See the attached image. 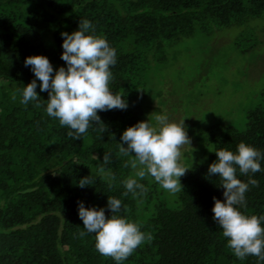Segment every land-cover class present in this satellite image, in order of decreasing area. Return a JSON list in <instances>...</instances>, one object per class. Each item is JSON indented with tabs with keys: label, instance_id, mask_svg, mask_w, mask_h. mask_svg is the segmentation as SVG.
Wrapping results in <instances>:
<instances>
[{
	"label": "trees",
	"instance_id": "1",
	"mask_svg": "<svg viewBox=\"0 0 264 264\" xmlns=\"http://www.w3.org/2000/svg\"><path fill=\"white\" fill-rule=\"evenodd\" d=\"M263 18L264 0H0V264H116L97 252L94 233L79 236L83 222L77 202L105 208L110 216L108 196L122 201L119 215L153 236L123 264H264L255 256L240 260L227 247L212 219L213 197L223 200V189L218 177L207 175L218 150L236 152L244 142L264 152L263 105L246 113L243 130L225 126L224 136L216 139L220 127L208 128L214 150L181 177L183 190L174 201L150 176L140 181L146 194L123 195V181L134 170L124 166L132 157L120 155L118 148L123 131L148 118L151 74L167 62L169 49ZM83 19L95 28L90 34L105 37L115 48L110 88L129 106L98 112L107 131L101 134L94 125L75 140L44 107L25 106L20 99L35 79L25 58L44 55L54 71L66 67L61 33L78 30ZM252 36L238 34L235 47L241 53L252 50L257 45ZM39 83L36 90L46 106L48 93L40 92ZM104 153L111 154L107 165ZM260 163L264 169V160ZM102 167L116 177L111 187ZM88 175L93 185L80 188L79 180ZM238 178L247 182L249 176ZM251 178L259 187L250 186L240 211L264 215V171Z\"/></svg>",
	"mask_w": 264,
	"mask_h": 264
},
{
	"label": "clouds",
	"instance_id": "2",
	"mask_svg": "<svg viewBox=\"0 0 264 264\" xmlns=\"http://www.w3.org/2000/svg\"><path fill=\"white\" fill-rule=\"evenodd\" d=\"M95 32L92 23L80 20L78 30L71 34L61 33L63 37L61 59L66 67L54 71L48 57L31 55L25 58L24 66L31 67L35 79L28 83L21 92L20 103L27 106L34 103L37 108L44 107L46 114L59 121L61 127H67L69 138L79 140L94 125L103 134L107 126L98 112L113 109L126 110L128 102L124 96L114 93L110 85L114 80L111 68L116 64V50L103 36L90 34ZM47 92L46 106L41 103L37 92ZM16 99L15 94L12 97ZM186 119V118H185ZM185 119L170 122L166 114L155 116V124L148 120L137 122L126 128L118 144L119 154L132 159L125 162V167L134 170V176L123 181L126 191L133 197L142 196L148 189L140 181L150 176L163 190L175 195L183 190L181 177L189 170L180 163L182 148L191 147ZM126 145V147H125ZM192 148V147H191ZM217 160L208 167V177H218L223 189V200L213 197L212 219L222 229L227 238V247L240 260L255 256L264 262V215H246L240 208L247 205L246 193L251 187H259V182L251 178L255 173L264 171L261 160L264 152L239 143L236 152L221 149L215 152ZM99 160V156L94 155ZM111 161V154L104 153L103 164ZM103 179L111 187L116 177L105 172ZM249 176L247 182L238 178ZM94 183L90 175L79 180L78 186L85 188ZM78 216L83 222L80 237L95 234V248L104 257L112 258L116 264H123L142 244L151 242L153 236L141 231L138 222L119 215L122 201L108 196L105 208H86L83 201H78Z\"/></svg>",
	"mask_w": 264,
	"mask_h": 264
},
{
	"label": "rangeland",
	"instance_id": "3",
	"mask_svg": "<svg viewBox=\"0 0 264 264\" xmlns=\"http://www.w3.org/2000/svg\"><path fill=\"white\" fill-rule=\"evenodd\" d=\"M241 33L253 34L257 40L247 53L234 44ZM151 75L147 100L151 112L146 120L153 123L158 114H166L170 122L186 118L192 148H182L180 163L190 169L214 150L209 127H220L216 139L224 136L225 126L243 130L246 113L264 106V18L250 26L223 28L185 40L169 49L167 62ZM167 193L174 201L175 195Z\"/></svg>",
	"mask_w": 264,
	"mask_h": 264
}]
</instances>
